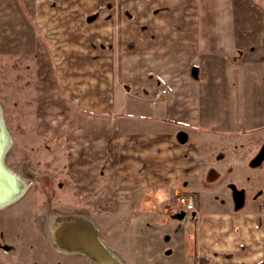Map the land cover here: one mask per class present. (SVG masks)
<instances>
[{
  "label": "crops",
  "instance_id": "1",
  "mask_svg": "<svg viewBox=\"0 0 264 264\" xmlns=\"http://www.w3.org/2000/svg\"><path fill=\"white\" fill-rule=\"evenodd\" d=\"M254 2L34 3L29 135L60 141L76 200L107 218L110 236L118 229L108 248L125 264V248L132 264L175 254L264 264V69H254L264 19ZM227 8L226 33L212 11ZM183 194L194 197L188 212Z\"/></svg>",
  "mask_w": 264,
  "mask_h": 264
},
{
  "label": "rangeland",
  "instance_id": "2",
  "mask_svg": "<svg viewBox=\"0 0 264 264\" xmlns=\"http://www.w3.org/2000/svg\"><path fill=\"white\" fill-rule=\"evenodd\" d=\"M35 1L0 0V157L4 145L12 140L3 160L24 186L18 200L0 208V264H125L117 250L108 248L109 241L119 247L118 229L110 236L107 218L76 200L65 174L60 141L29 135L26 86L34 63L26 25L32 20ZM254 1L255 20L261 22L264 0ZM226 10L212 14L227 33L233 22L232 11ZM243 11L240 7L236 13L245 17ZM261 44L254 52V69H264V36ZM11 180L0 167V197L10 191ZM122 250L132 264L135 251ZM176 255L171 261L155 259L149 264H185Z\"/></svg>",
  "mask_w": 264,
  "mask_h": 264
},
{
  "label": "bare ground",
  "instance_id": "3",
  "mask_svg": "<svg viewBox=\"0 0 264 264\" xmlns=\"http://www.w3.org/2000/svg\"><path fill=\"white\" fill-rule=\"evenodd\" d=\"M11 141L12 140H8V142L4 145L3 147V154L5 155V153H7L6 151L9 149V147L11 146ZM6 156V155H5ZM5 158V157H4ZM6 162L1 163L0 161V167L8 174L9 178H11L12 180L9 182L10 185V189L11 192L7 195H2L3 197H0V208L4 205L11 203L13 201H15L21 194L23 191V184H22V180L11 171V169L9 170L7 168V166L5 165ZM7 164V163H6ZM25 180V179H24ZM18 200V199H17ZM10 205V204H9ZM12 205V204H11ZM85 242V241H84ZM87 242V241H86ZM92 244V243H91ZM90 244V245H91ZM89 247V245H88ZM97 247V246H96ZM98 248V247H97ZM100 249V248H99ZM107 251H109V249L107 248ZM101 252V251H100ZM103 253V252H102ZM108 253V252H107ZM105 256V255H104ZM111 260V259H110Z\"/></svg>",
  "mask_w": 264,
  "mask_h": 264
},
{
  "label": "built area",
  "instance_id": "4",
  "mask_svg": "<svg viewBox=\"0 0 264 264\" xmlns=\"http://www.w3.org/2000/svg\"><path fill=\"white\" fill-rule=\"evenodd\" d=\"M162 92H166L162 89ZM177 205L181 206L185 211H190L194 208V197L191 194H183L177 197ZM175 208V207H173Z\"/></svg>",
  "mask_w": 264,
  "mask_h": 264
},
{
  "label": "water",
  "instance_id": "5",
  "mask_svg": "<svg viewBox=\"0 0 264 264\" xmlns=\"http://www.w3.org/2000/svg\"><path fill=\"white\" fill-rule=\"evenodd\" d=\"M4 154H3V151H2V153H1V157H0V161H1V163H3L4 162ZM11 192V189H10V191L9 192H7V194H9ZM6 194V195H7Z\"/></svg>",
  "mask_w": 264,
  "mask_h": 264
}]
</instances>
